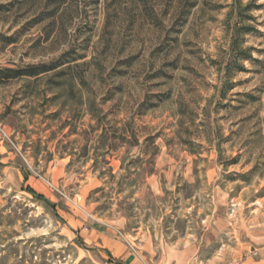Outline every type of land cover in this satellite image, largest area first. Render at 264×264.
<instances>
[{
  "label": "rangeland",
  "instance_id": "1",
  "mask_svg": "<svg viewBox=\"0 0 264 264\" xmlns=\"http://www.w3.org/2000/svg\"><path fill=\"white\" fill-rule=\"evenodd\" d=\"M58 61L0 79V264H117L96 225L139 264H239L264 227V0H0V68Z\"/></svg>",
  "mask_w": 264,
  "mask_h": 264
},
{
  "label": "crops",
  "instance_id": "2",
  "mask_svg": "<svg viewBox=\"0 0 264 264\" xmlns=\"http://www.w3.org/2000/svg\"><path fill=\"white\" fill-rule=\"evenodd\" d=\"M26 180L23 177V182ZM107 231L108 229L103 225H96L90 229L93 236L90 241H95L106 249L105 251L113 262L116 260L121 264H139L136 257L125 250V245L109 235ZM241 237H236L228 246L227 255L237 260L239 264H264V227L252 226L248 228L244 226ZM213 261L214 259H211L209 263ZM175 264H195V262L189 258L185 251H182L175 256Z\"/></svg>",
  "mask_w": 264,
  "mask_h": 264
},
{
  "label": "trees",
  "instance_id": "3",
  "mask_svg": "<svg viewBox=\"0 0 264 264\" xmlns=\"http://www.w3.org/2000/svg\"><path fill=\"white\" fill-rule=\"evenodd\" d=\"M62 64V62L58 61L52 64H30L19 68L4 67L0 68V79L1 81H9L19 78H36L41 74H45L55 70ZM23 177L24 180L28 178V174L24 170ZM25 190L31 192L35 198L37 197L39 199H43L42 196L37 194L30 186H25ZM114 262H116L117 264H121L116 260Z\"/></svg>",
  "mask_w": 264,
  "mask_h": 264
},
{
  "label": "built area",
  "instance_id": "4",
  "mask_svg": "<svg viewBox=\"0 0 264 264\" xmlns=\"http://www.w3.org/2000/svg\"><path fill=\"white\" fill-rule=\"evenodd\" d=\"M2 131V130H1Z\"/></svg>",
  "mask_w": 264,
  "mask_h": 264
}]
</instances>
